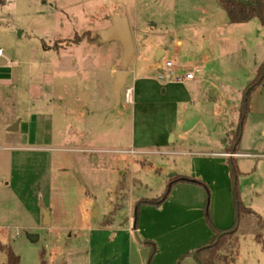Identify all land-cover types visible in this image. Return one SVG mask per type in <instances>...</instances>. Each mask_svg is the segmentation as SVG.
Wrapping results in <instances>:
<instances>
[{
	"label": "rangeland",
	"instance_id": "rangeland-1",
	"mask_svg": "<svg viewBox=\"0 0 264 264\" xmlns=\"http://www.w3.org/2000/svg\"><path fill=\"white\" fill-rule=\"evenodd\" d=\"M219 10L216 0H0V243L20 264H199L213 236L206 212L218 229L234 223L230 161L199 155L222 153L239 125L237 152L250 157L234 159L235 189L261 225L241 219L233 264H264L255 240L264 237V25L216 26ZM113 16L129 21L139 71L121 92L132 90L131 102L117 107L121 47L96 42ZM146 60L172 62V82L146 73ZM187 72L192 81L174 82ZM69 100L86 105L63 107ZM32 120L49 139L30 142ZM174 175L188 181L162 204L140 205L138 240H128L120 230L135 203L160 197ZM229 254L222 248L215 264Z\"/></svg>",
	"mask_w": 264,
	"mask_h": 264
},
{
	"label": "trees",
	"instance_id": "trees-1",
	"mask_svg": "<svg viewBox=\"0 0 264 264\" xmlns=\"http://www.w3.org/2000/svg\"><path fill=\"white\" fill-rule=\"evenodd\" d=\"M220 10L226 14L227 21L231 24H243L247 23L255 18H258L261 23L264 25V0H216ZM264 69V68H263ZM263 72V70H262ZM251 91V90H250ZM246 95V105L244 109H242L240 120L244 118L243 116V110H247V102L249 98V93ZM245 96V95H244ZM240 126L236 129L235 132L230 133L231 139H230V146L228 148L227 153H237V147L240 141ZM230 168H231V174L234 181V191H233V199H234V223L227 229H218L214 226V224L211 221V218L209 217V214L206 212V222L208 226L210 227L213 236L210 239L208 246L199 250L196 253V259L199 264H215V259L220 254V251L222 248L227 247L230 249V254L226 255L223 259V264H233L235 262V254H233L234 246L232 244V240L235 237V234L237 233V225L241 221L242 218L245 217H252L257 219V224L261 225V220L258 215H256L251 209L246 208L238 198V194L235 189V182L237 177V170L235 166V160L231 159L229 162ZM187 182L188 180L183 179L179 176L175 177L174 179H171L169 181V184L166 187V190L164 194H162L160 197H157L156 199L151 200H140L135 203V215L133 217V230L136 231L137 227V212L142 204H156L160 205L162 204L168 197L170 187L177 183V182ZM256 242L260 245L261 250L264 254V237L261 235H257L255 237ZM150 245V244H149ZM153 249V248H152ZM0 252L4 254L5 256V263L4 264H20V258L14 254L12 251V248L9 245H2L0 243ZM42 264H45L42 262Z\"/></svg>",
	"mask_w": 264,
	"mask_h": 264
},
{
	"label": "water",
	"instance_id": "water-1",
	"mask_svg": "<svg viewBox=\"0 0 264 264\" xmlns=\"http://www.w3.org/2000/svg\"><path fill=\"white\" fill-rule=\"evenodd\" d=\"M110 26L105 29L98 31L96 33V42L99 45H103L109 42H117L122 50L121 59H120V65L119 69L114 73V80H113V94H114V100L116 107L121 102V92L124 89L126 85V81L129 77V65L131 63V60L134 56V47H133V41L131 36V31L129 29L128 22L126 18L120 17V16H113L110 18ZM224 23V14L220 13L215 17V25L221 26ZM160 55V52H158V55L156 57V60H158V56ZM264 73V70H263ZM262 75L261 77H263ZM251 90L249 87L248 90L245 92L244 101L246 100V95ZM67 107L77 108L78 106L74 103L68 102L65 104ZM198 121L197 118L190 119L185 122L184 124V130L190 129L196 122ZM18 124L15 123L13 126H11L8 131L9 132H16L17 131ZM47 213H44V217L46 218ZM134 236L137 238V234L135 233ZM27 239L30 243H36L38 241L37 235L28 234Z\"/></svg>",
	"mask_w": 264,
	"mask_h": 264
},
{
	"label": "crops",
	"instance_id": "crops-1",
	"mask_svg": "<svg viewBox=\"0 0 264 264\" xmlns=\"http://www.w3.org/2000/svg\"><path fill=\"white\" fill-rule=\"evenodd\" d=\"M218 14H220V13H223L224 14V23L222 24V25H225L226 24V22H228L227 21V18H226V14L224 13V12H222L221 10H219L218 12H217ZM217 13H215L214 15H213V17H214V21H215V17L218 15ZM124 18H126V17H124ZM126 20H127V22H128V25H129V21H128V19L126 18ZM110 26V25H109ZM108 26V27H109ZM107 27V28H108ZM106 28V29H107ZM129 29H130V25H129ZM102 30H105V29H102ZM101 31V30H100ZM130 31H131V29H130ZM132 36V35H131ZM214 38V37H213ZM132 41H133V39H132ZM181 43L180 42H178V45H180ZM133 47H134V44H133ZM135 51V50H134ZM121 54H122V50H121ZM134 55H135V52H134ZM134 57V56H133ZM159 58V57H158ZM155 62H158V60H156L155 59ZM130 65H131V63H130ZM130 65H129V69L128 70H130V76H131V74H133V73H137V72H139L138 71V68H137V66H136V64H135V66H133V68L132 69H130ZM144 69H145V72L147 73H149V72H151V71H153V70H157L158 71V73L160 74V71H161V69H159L158 68V66L156 65V63L154 64V63H151V62H149V61H145V64H144ZM259 69V68H258ZM258 69H257V71H258ZM117 70H116V68L114 67V66H112L111 67V73L114 75V73L116 72ZM257 71H256V73H257ZM254 75H256V74H253L252 75V78L254 77ZM263 79H264V76L263 77H261L260 78V80L257 82V86H259V85H261L262 84V82H263ZM254 87V84H252V85H247V87H246V89L247 88H249V87ZM262 88H264V86H262ZM244 90V89H243ZM132 90L130 91V102H131V99H132ZM121 100H123V99H121ZM68 102H71V103H74V104H76L78 107L77 108H73V109H78V110H81V109H83L84 108V106L86 105V102L85 101H83L81 104H79V102H76V101H73V100H69V101H67L66 103H68ZM65 103V104H66ZM121 103V102H120ZM124 104V103H123ZM120 105V104H119ZM124 105H127V104H124ZM63 107H67L66 105H64ZM70 107V106H69ZM34 120H32L31 121V127H30V130H28L27 131V135H28V137H29V139H30V142L31 143H34V141L33 140H35V139H40V138H50V133L49 132H44V131H41V130H39V128L38 129H36L35 130V127H33L34 126ZM18 124V123H17ZM10 128V127H9ZM8 128V129H9ZM8 129H7V131H8ZM19 130V126H17V131ZM9 132V131H8ZM232 132H234V131H229V134H228V136L230 135V133H232ZM260 132H261V135L262 136H264V122H263V124H262V126H261V130H260ZM229 139H231V137H229ZM229 139H227V140H225V141H223V145H224V151L222 152V153H210V154H204V155H199V156H202V157H204V156H209V155H213V154H218V157L219 158H221V159H223V160H225V159H228L229 161L231 160V159H235L236 157H250L249 156V154H245V153H239V152H237L236 154H234V153H232V152H230V154H233L234 155V157H227L226 155H227V153H226V148H227V145H228V143H230V140ZM229 148V147H228ZM219 167L221 168V169H223L222 171L224 172V165H219ZM61 170V169H60ZM58 171H59V169H58ZM175 177H177V175H174V178ZM202 178H207V177H203L202 176ZM231 213H232V211H231V209L229 208L228 209V206H227V224H229L230 223V221L232 220L231 219ZM97 211H95L94 213H93V218H96L97 216ZM96 216V217H95ZM52 219H51V215H50V213L49 214H47V216H46V218L44 217V226H49L50 225V221H51ZM128 222V225H127V227L128 228H126V229H122V230H120L123 234H125L128 238V240H130L131 241V238L133 237L134 238V234L136 233V231H134L133 230V217L131 218V219H129V221H127ZM226 224V223H225ZM107 225L108 224H103V227L102 228H106L107 227ZM221 226H223V225H221ZM90 227V226H89ZM229 227V226H228ZM228 227H224L223 229H226V228H228ZM89 229H91V228H89ZM88 229V230H89ZM101 230H103V229H101Z\"/></svg>",
	"mask_w": 264,
	"mask_h": 264
},
{
	"label": "built area",
	"instance_id": "built-area-1",
	"mask_svg": "<svg viewBox=\"0 0 264 264\" xmlns=\"http://www.w3.org/2000/svg\"><path fill=\"white\" fill-rule=\"evenodd\" d=\"M0 55H1V51H0ZM175 71V67L172 64V62L167 61L164 64V67L161 69L160 74H159V80H163L164 78H167L169 81L168 82H172L171 81V76H173ZM194 79V72H187L184 75L181 76H176L175 77V83L177 82H187V81H192ZM123 99V103L124 104H129L130 103V91H126L122 97ZM227 157H233V154L230 155H226Z\"/></svg>",
	"mask_w": 264,
	"mask_h": 264
}]
</instances>
